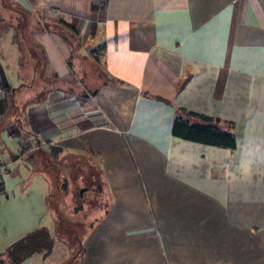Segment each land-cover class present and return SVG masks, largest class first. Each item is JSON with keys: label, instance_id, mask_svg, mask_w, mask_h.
<instances>
[{"label": "crops", "instance_id": "crops-1", "mask_svg": "<svg viewBox=\"0 0 264 264\" xmlns=\"http://www.w3.org/2000/svg\"><path fill=\"white\" fill-rule=\"evenodd\" d=\"M11 1L36 20L0 19V264L41 228L22 264H264V0ZM47 161L109 193L77 249L35 226Z\"/></svg>", "mask_w": 264, "mask_h": 264}, {"label": "rangeland", "instance_id": "rangeland-1", "mask_svg": "<svg viewBox=\"0 0 264 264\" xmlns=\"http://www.w3.org/2000/svg\"><path fill=\"white\" fill-rule=\"evenodd\" d=\"M0 19L5 23L16 25L25 22L33 24L36 20L30 14L22 12L11 0H0ZM47 162L39 170L51 185L50 207L49 209L44 208L43 211L40 210L39 221L35 226L48 227L55 233L57 239L69 244L72 241L74 249H77L76 244L79 246L84 243V239L93 231L98 217L105 216V207L100 208V205L95 204L96 196H105L109 193L106 188L102 192H96L93 189L92 180L96 181L98 176H80L79 170L75 168L73 171L72 167L66 169L62 161L57 163L53 161L54 163L50 165ZM69 170L71 172L68 174ZM84 178L88 180L89 191H84L85 188L80 186ZM39 197L40 191L32 190L19 194L17 200L37 202ZM39 204L41 207V200ZM0 210L6 214L10 207L2 205Z\"/></svg>", "mask_w": 264, "mask_h": 264}, {"label": "trees", "instance_id": "trees-1", "mask_svg": "<svg viewBox=\"0 0 264 264\" xmlns=\"http://www.w3.org/2000/svg\"><path fill=\"white\" fill-rule=\"evenodd\" d=\"M180 123L176 121L174 130L178 132ZM187 130L189 134H186L190 139L200 140L202 142L206 141L210 144L225 145L233 148L235 146V139L233 134L227 132H219L217 129H213L211 126H193L188 127ZM199 129V135L193 134V131ZM53 248V241L51 235L46 228H41L33 232L26 238L16 242L9 250L6 252L5 259L12 264H22V262L30 255L46 251L50 253Z\"/></svg>", "mask_w": 264, "mask_h": 264}, {"label": "built area", "instance_id": "built-area-1", "mask_svg": "<svg viewBox=\"0 0 264 264\" xmlns=\"http://www.w3.org/2000/svg\"><path fill=\"white\" fill-rule=\"evenodd\" d=\"M5 92H6V88L4 86L0 85V93L5 94ZM2 170H3V166H2V164H0V173L2 172Z\"/></svg>", "mask_w": 264, "mask_h": 264}]
</instances>
